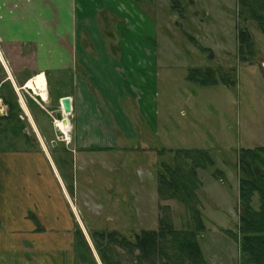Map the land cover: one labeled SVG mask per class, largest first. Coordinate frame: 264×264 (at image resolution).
Returning <instances> with one entry per match:
<instances>
[{
    "label": "rangeland",
    "instance_id": "1",
    "mask_svg": "<svg viewBox=\"0 0 264 264\" xmlns=\"http://www.w3.org/2000/svg\"><path fill=\"white\" fill-rule=\"evenodd\" d=\"M132 1L138 6L133 10L141 9L144 14V6L155 12L152 15L159 21V30L152 34L151 26L145 29L148 30L145 37L155 39V57L153 54L150 59L153 66L149 69L152 75L140 103L144 110L142 121L149 130L142 140H131L127 146L132 150L142 149V142L151 152L144 153L140 163L138 150L139 159L127 162L126 182L119 180L117 160L108 163L115 171L102 165L110 158L107 156L115 157L114 153L85 155L88 157L85 164L79 154L77 159L68 138L73 136V127L66 114L62 121H57L58 104L53 91V100L45 104L33 91L21 89L20 81L15 82L17 89L13 87V90L19 110L26 107L29 116L19 112L22 129L17 133L4 131L6 122L0 120V153L47 151L61 175L67 174L69 183L73 184L79 211L89 226L98 232L116 233L118 239L125 237L133 241L142 231L157 230L161 219L177 231L194 228L187 206L171 199L169 192L158 191V174L163 172L161 163L174 165L172 151L205 150L213 164L196 173L195 192L205 224L204 230L196 235L197 241L210 264H239L238 245L227 232L237 233L242 212L238 181L244 175L239 170V151L264 147V35L252 19L238 17L241 8L237 0ZM240 31L249 35L252 45L224 64L219 58L208 57V51H200L185 35L193 36L200 46L214 53L218 54L225 44L237 55ZM149 46L154 50V45ZM16 53V50L7 51L4 60H14ZM9 62L5 65L11 73L27 68L26 64ZM7 69L0 63V86L10 82ZM192 69L212 75L216 84L204 86L190 81L188 75ZM51 88L56 90L53 82ZM6 111L0 98V116H5ZM59 122L65 134L56 128H60ZM125 155L127 160L134 153L125 152ZM110 186L115 187V192L108 195ZM118 196L125 201L123 208L117 206ZM252 207H259L256 195ZM109 219L113 220L110 224ZM90 243L93 245L91 237L88 246ZM161 243L171 258L170 263L178 264L176 247L170 239ZM109 250L106 264L148 262L143 258L141 263H136L138 251L131 254L126 246ZM90 252L96 264H104L96 251L90 248ZM166 261L161 256L157 264ZM76 264L89 263H79L76 257Z\"/></svg>",
    "mask_w": 264,
    "mask_h": 264
},
{
    "label": "crops",
    "instance_id": "2",
    "mask_svg": "<svg viewBox=\"0 0 264 264\" xmlns=\"http://www.w3.org/2000/svg\"><path fill=\"white\" fill-rule=\"evenodd\" d=\"M136 4L132 0H0V63L5 69L9 61L27 66L15 73L6 70L14 87L15 82L43 74L48 97L53 91L58 99H71L68 122L73 127L74 156L79 154L85 164V155L114 153L102 165L106 168L117 160L116 171L124 182L127 162L139 159L138 150L140 163L143 154L151 152L142 142V149L127 147L149 130L140 103L152 75L155 39L145 37V29L151 26L152 34L159 30L155 12L144 6V14L133 10ZM185 35L199 49V42ZM11 50L17 52L14 60L5 61L4 54ZM208 52L222 63L238 57V47L234 55L225 44L218 54ZM125 152L134 155L126 160ZM112 191L114 186L108 195ZM118 198L117 206L123 208L125 201ZM76 202L73 184L47 151L0 153V264H76L75 232L79 229L87 242L92 232H98L85 221ZM89 247L94 250L91 243ZM201 253L210 264L202 249Z\"/></svg>",
    "mask_w": 264,
    "mask_h": 264
},
{
    "label": "trees",
    "instance_id": "3",
    "mask_svg": "<svg viewBox=\"0 0 264 264\" xmlns=\"http://www.w3.org/2000/svg\"><path fill=\"white\" fill-rule=\"evenodd\" d=\"M237 1L241 8V12L237 13L238 17L245 16L252 19L264 35V0ZM192 41L196 43L194 40ZM237 41L239 54H243L252 45L249 35L245 31L238 32ZM199 49L203 52L208 51L201 46ZM209 57H211L210 53ZM190 71L188 75L190 81L199 82L204 86L216 84L212 75H206L200 69ZM0 98L7 106V115L0 116V120L6 122V126L3 127L4 131L14 133L21 131L22 124L18 118L20 110L10 82L5 81L1 84ZM172 153L174 154V165L167 162L161 163L163 172L158 174V191L169 192L171 199H176L187 206L194 228L177 231L161 219L157 230L142 231L139 235L134 236L133 241L125 237L118 239L119 236L112 232H92L91 239L94 250L104 264H106L105 256L108 251L110 252L109 249H117L118 246L128 247L131 254L138 251V255L135 257L136 263H141L144 258L145 261H148L147 264H157L159 257L165 256L167 261L162 264H176L172 261L170 263V256L164 252L161 242L167 238L170 239L173 247H176L178 264H184L185 261L189 264H206L197 241V233L204 230V225L199 210V200L195 192L198 186L196 173L198 169H206L207 165H212L213 161L209 152L205 150L181 149L172 151ZM238 163L239 170L244 175L239 178L238 182V199L242 212L239 215L237 233L227 232V234L238 245L239 264H264V147L240 149ZM255 195L258 196L259 201L257 209L252 207ZM74 248L79 263L96 264L79 229L75 232ZM82 252L84 254H81Z\"/></svg>",
    "mask_w": 264,
    "mask_h": 264
},
{
    "label": "bare ground",
    "instance_id": "4",
    "mask_svg": "<svg viewBox=\"0 0 264 264\" xmlns=\"http://www.w3.org/2000/svg\"><path fill=\"white\" fill-rule=\"evenodd\" d=\"M25 88L30 89L34 92V94H37L42 100L46 101L48 96H47V84H46V79L43 74H39L35 76L33 79L30 81H27L25 83ZM57 123V122H56ZM60 128L58 126L56 127L59 131H61L63 134H65L63 125L61 122H59ZM58 124V123H57Z\"/></svg>",
    "mask_w": 264,
    "mask_h": 264
},
{
    "label": "flooded vegetation",
    "instance_id": "5",
    "mask_svg": "<svg viewBox=\"0 0 264 264\" xmlns=\"http://www.w3.org/2000/svg\"><path fill=\"white\" fill-rule=\"evenodd\" d=\"M7 80L8 81H10L11 83H12V85H13V82H12V80L10 79V78H8L7 77ZM26 83V82H25ZM25 83H22L23 85H22V87H21V89H23V90H27V88H25L24 87V85H25ZM12 87H14V85L12 86ZM30 90V89H29ZM18 91V90H17ZM32 91V90H31ZM34 93V92H33ZM36 95V94H35ZM37 97H39L38 95H36ZM40 98V97H39ZM41 99V98H40ZM57 99V104H58V108H59V112H58V114L56 115V117H57V121H59V120H63L64 119V115H63V109H62V105H61V99H58V98H56ZM49 100V101H48ZM51 100H53V98H52V96L50 95L48 98H47V100L46 101H44V100H42L41 99V101L43 102V103H45V104H47V103H49ZM70 101H71V99H70ZM3 103V102H2ZM18 104V103H17ZM5 106V105H4ZM19 107V106H18ZM6 108H7V106H6ZM20 109V108H19ZM20 111H23V113L25 114V115H27V117L29 116L28 114H29V112H28V110H27V108L26 107H24V108H21V110ZM71 112H72V105H71ZM7 115V111H6V114H5V116ZM71 114H69V116H70ZM68 116V117H69ZM18 118H19V115H18ZM20 120V119H19ZM67 121H68V118H67ZM69 123V122H68ZM67 137V136H66ZM69 139H70V136L68 137ZM70 142H71V139H70ZM53 145H54V143H53Z\"/></svg>",
    "mask_w": 264,
    "mask_h": 264
},
{
    "label": "water",
    "instance_id": "6",
    "mask_svg": "<svg viewBox=\"0 0 264 264\" xmlns=\"http://www.w3.org/2000/svg\"><path fill=\"white\" fill-rule=\"evenodd\" d=\"M61 105L63 109V115H69L71 114V101L69 97H64L61 99Z\"/></svg>",
    "mask_w": 264,
    "mask_h": 264
}]
</instances>
